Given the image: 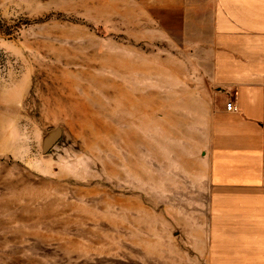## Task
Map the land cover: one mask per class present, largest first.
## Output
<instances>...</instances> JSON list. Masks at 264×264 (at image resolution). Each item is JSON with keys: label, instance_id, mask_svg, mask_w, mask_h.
Returning a JSON list of instances; mask_svg holds the SVG:
<instances>
[{"label": "rangeland", "instance_id": "1", "mask_svg": "<svg viewBox=\"0 0 264 264\" xmlns=\"http://www.w3.org/2000/svg\"><path fill=\"white\" fill-rule=\"evenodd\" d=\"M138 18L0 0V264H205L209 87Z\"/></svg>", "mask_w": 264, "mask_h": 264}, {"label": "crops", "instance_id": "2", "mask_svg": "<svg viewBox=\"0 0 264 264\" xmlns=\"http://www.w3.org/2000/svg\"><path fill=\"white\" fill-rule=\"evenodd\" d=\"M132 1L209 87L205 264H264V0Z\"/></svg>", "mask_w": 264, "mask_h": 264}, {"label": "water", "instance_id": "3", "mask_svg": "<svg viewBox=\"0 0 264 264\" xmlns=\"http://www.w3.org/2000/svg\"><path fill=\"white\" fill-rule=\"evenodd\" d=\"M61 136V132L59 130H55L50 133L48 139L45 140L43 147H42V153L47 154L49 150L57 143Z\"/></svg>", "mask_w": 264, "mask_h": 264}, {"label": "built area", "instance_id": "4", "mask_svg": "<svg viewBox=\"0 0 264 264\" xmlns=\"http://www.w3.org/2000/svg\"><path fill=\"white\" fill-rule=\"evenodd\" d=\"M226 110L227 111H235V108L233 107L232 103H228L226 105Z\"/></svg>", "mask_w": 264, "mask_h": 264}]
</instances>
